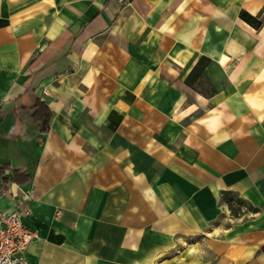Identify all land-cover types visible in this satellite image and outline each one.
Segmentation results:
<instances>
[{
	"label": "crops",
	"instance_id": "obj_1",
	"mask_svg": "<svg viewBox=\"0 0 264 264\" xmlns=\"http://www.w3.org/2000/svg\"><path fill=\"white\" fill-rule=\"evenodd\" d=\"M243 11L264 0H0V209L31 211L32 264H264V20ZM202 56L211 95L186 81Z\"/></svg>",
	"mask_w": 264,
	"mask_h": 264
},
{
	"label": "built area",
	"instance_id": "obj_2",
	"mask_svg": "<svg viewBox=\"0 0 264 264\" xmlns=\"http://www.w3.org/2000/svg\"><path fill=\"white\" fill-rule=\"evenodd\" d=\"M30 214L29 209L14 212L0 209V264H32L27 251L38 236L24 221Z\"/></svg>",
	"mask_w": 264,
	"mask_h": 264
},
{
	"label": "trees",
	"instance_id": "obj_3",
	"mask_svg": "<svg viewBox=\"0 0 264 264\" xmlns=\"http://www.w3.org/2000/svg\"><path fill=\"white\" fill-rule=\"evenodd\" d=\"M241 17L249 24L254 26L255 28L259 29L262 26V21L259 19L258 16H253L249 14L246 11H243L241 13ZM211 60L205 56H202L193 70L189 73V75L186 78V81L188 84L192 87H194L196 90L204 93L205 95H211L213 94L216 90L211 87L210 89H203L200 88L197 85V82L199 81H206V83H209V79L205 76V68L210 64ZM209 86V84H208ZM34 113L33 117L34 119L41 125V131L42 133L46 134L47 130L49 128L50 120L52 118V111L49 109L48 105L44 101L37 100L34 105H33ZM5 169V166L3 167V170ZM2 170H0L1 173ZM17 173H15L12 177V180H17L16 177ZM29 179V177H27ZM237 205L234 206L232 203H230V208L231 211L236 214L241 211V206L243 204V200L237 199ZM264 251V248L262 249Z\"/></svg>",
	"mask_w": 264,
	"mask_h": 264
},
{
	"label": "rangeland",
	"instance_id": "obj_4",
	"mask_svg": "<svg viewBox=\"0 0 264 264\" xmlns=\"http://www.w3.org/2000/svg\"><path fill=\"white\" fill-rule=\"evenodd\" d=\"M259 17V16H258ZM264 17V16H263ZM264 20V19H263ZM263 20H262V24H263ZM205 76H206V73H205ZM207 77V76H206ZM209 84V86H208ZM197 85L200 87V88H203V89H207L209 90L210 89V80H209V83L206 81L204 82L203 80L202 81H199L197 82ZM244 206V205H243Z\"/></svg>",
	"mask_w": 264,
	"mask_h": 264
}]
</instances>
